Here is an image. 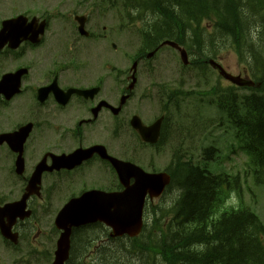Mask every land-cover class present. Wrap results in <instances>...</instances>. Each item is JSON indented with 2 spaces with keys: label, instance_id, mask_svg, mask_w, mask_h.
<instances>
[{
  "label": "flooded vegetation",
  "instance_id": "flooded-vegetation-1",
  "mask_svg": "<svg viewBox=\"0 0 264 264\" xmlns=\"http://www.w3.org/2000/svg\"><path fill=\"white\" fill-rule=\"evenodd\" d=\"M45 3L41 12H19V3L13 0V14L23 15L29 21L38 17L46 22L45 30H28L25 39L21 35L17 38L23 40L19 50L30 44L29 36L35 33L40 41L12 58L16 69L0 52V83L5 75L18 72L19 65L27 70L19 79L14 77L1 86L6 95L4 92L0 95V135L25 126L31 128L25 139L13 137L9 143L0 144V209L13 207L9 212L0 210V264H54L62 234L55 225L59 211L86 192L112 193L123 189L112 165L99 155L69 170L60 161L62 156L101 145L108 155L143 166L141 138L132 121L139 118L148 124L146 113L139 103L136 108L127 103L114 113L113 108L119 104L115 103L114 89H107L111 76L104 70L100 76L93 72L77 75L66 67L58 44L59 33L66 26L53 22L64 16L67 5L73 2ZM12 18L5 1L0 0V31L4 22ZM9 27H17L14 35L19 34L18 26ZM3 51H10L8 45ZM129 77L118 82L128 83ZM17 81L21 83L19 91L14 90ZM97 88L100 90L94 95ZM71 89L92 91L86 97L76 94L66 97L63 93ZM125 89L120 98L128 94ZM135 96L131 94L129 101ZM28 189L31 193L26 199ZM22 199L24 205H20ZM99 226L94 223L73 231L66 264H89L90 255L104 249L113 252L110 230ZM4 233L11 238H4Z\"/></svg>",
  "mask_w": 264,
  "mask_h": 264
},
{
  "label": "trees",
  "instance_id": "trees-1",
  "mask_svg": "<svg viewBox=\"0 0 264 264\" xmlns=\"http://www.w3.org/2000/svg\"><path fill=\"white\" fill-rule=\"evenodd\" d=\"M213 2L224 19L218 27L219 36L223 32L224 38L233 37L235 49L239 52L242 48L240 54L257 58L260 46H254L253 42L258 36L264 43V0H164L163 4L160 0H151L136 9L142 16H155L154 24L149 27H154L157 35L178 37L185 33V29L180 30V27H186L185 19L195 22L199 11ZM221 27H226V30ZM203 47V43H199L196 51H203ZM256 96L238 99L232 96L225 102H217V105L228 117L239 111L242 114L240 118L244 121L239 128L247 133L244 146L250 147L247 152L250 169L255 174L259 169L260 180H263L264 100ZM182 166L174 170L173 185L177 193L174 221L182 228L173 235L171 242L162 245L160 253L163 260L172 264H264L261 236L248 222L249 217L246 219L242 214H235L231 208L226 209L219 222L213 219L224 202L217 196L215 180H207L192 164ZM231 185L229 177L224 176L220 189L227 195ZM209 222L216 225L213 232L208 231ZM117 258L113 256L109 262L117 261Z\"/></svg>",
  "mask_w": 264,
  "mask_h": 264
},
{
  "label": "rangeland",
  "instance_id": "rangeland-1",
  "mask_svg": "<svg viewBox=\"0 0 264 264\" xmlns=\"http://www.w3.org/2000/svg\"><path fill=\"white\" fill-rule=\"evenodd\" d=\"M140 13V12H139ZM141 15H143L142 13H140ZM137 50V48L133 49V48H129V53L133 54V52H135ZM114 55L117 57L119 56V54H115ZM173 60V62L170 64V62ZM233 58H228L226 60V66L234 73H238V67H237V62L236 60H233ZM154 65L156 67V73L162 69L160 72L161 74H165L166 77L168 76V80H170L171 78V73L173 71H176L178 69L177 67V63H176V58L175 57H171L169 54L167 53H163L156 61H154ZM165 64H170V66L167 69H163L164 67L168 66ZM238 71V72H237ZM216 112L217 116H222V113L218 110H214V114ZM209 112L206 111V114L204 115V118L207 119L209 117ZM220 131H217V134H219ZM219 140H221L219 138ZM194 146V144L188 140L185 142V147L186 148H192ZM218 149L221 152V158H226L229 157L227 150L230 149L229 146V142L227 137L224 140V146H220L218 147ZM197 156L199 153H196ZM243 154H238V155H233L232 157V164L231 165H235V171H239V170H243V165H244V161H243ZM170 152L166 150V152L162 155V168H165L169 162H170ZM227 167L229 166L228 161L226 162ZM240 168V169H238ZM212 170L214 171H222V170H227L226 166H224L223 164H216L212 166ZM230 174H234V172H229ZM237 174V172H235ZM244 189H245V195H246V202L247 204L251 207V209H253L255 211L256 214H258L260 216V218L262 219L263 223H264V189L257 186L254 182H253V186L249 185V187H247V183L244 181ZM247 189H252L255 191L256 196H259V200L258 202L255 201L254 197L252 196V194L247 190ZM176 197V193H170L167 196H165L163 199L155 202V204H153V206L155 207V209L159 212L160 211V207L159 206H166L169 207L170 202H172V199ZM250 203V204H249Z\"/></svg>",
  "mask_w": 264,
  "mask_h": 264
},
{
  "label": "water",
  "instance_id": "water-1",
  "mask_svg": "<svg viewBox=\"0 0 264 264\" xmlns=\"http://www.w3.org/2000/svg\"><path fill=\"white\" fill-rule=\"evenodd\" d=\"M166 180L165 176H160L156 179H147L146 187L141 185L135 186L133 189L128 191L126 197L129 198L131 207V220L121 223V227L126 229H120V232H129L131 235H137L142 227V210L144 205L145 195L149 192L152 196L159 195L164 186H161Z\"/></svg>",
  "mask_w": 264,
  "mask_h": 264
},
{
  "label": "bare ground",
  "instance_id": "bare-ground-1",
  "mask_svg": "<svg viewBox=\"0 0 264 264\" xmlns=\"http://www.w3.org/2000/svg\"><path fill=\"white\" fill-rule=\"evenodd\" d=\"M143 17H144V18H146L147 16H146V15H144ZM258 22H259V21H258ZM261 22H262V21H261ZM257 24H258V23H257ZM262 24H263V23H262ZM253 27H254V26H253ZM256 30H257V29H256Z\"/></svg>",
  "mask_w": 264,
  "mask_h": 264
}]
</instances>
